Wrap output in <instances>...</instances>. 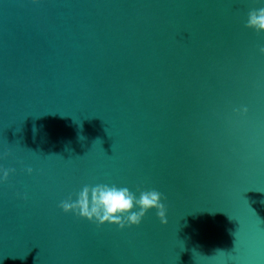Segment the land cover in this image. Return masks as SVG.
<instances>
[{
  "label": "water",
  "instance_id": "95a60500",
  "mask_svg": "<svg viewBox=\"0 0 264 264\" xmlns=\"http://www.w3.org/2000/svg\"><path fill=\"white\" fill-rule=\"evenodd\" d=\"M260 7L0 0V264H264ZM85 184L155 189L167 224L64 212Z\"/></svg>",
  "mask_w": 264,
  "mask_h": 264
},
{
  "label": "clouds",
  "instance_id": "9594fccd",
  "mask_svg": "<svg viewBox=\"0 0 264 264\" xmlns=\"http://www.w3.org/2000/svg\"><path fill=\"white\" fill-rule=\"evenodd\" d=\"M245 27L252 28L257 33L264 32V7L248 11ZM259 52L264 54V46L259 48ZM240 111L247 112V108H242ZM0 171H2L0 179L7 180L9 172L14 169ZM27 172L31 173L32 169L28 168ZM137 191H139L138 197L129 188L118 187L115 184H85L74 193L75 200L70 194L58 206L64 212H72L78 217L96 223L98 227L105 222L115 223L119 228L139 225L146 212L153 208L156 209V216L160 223L167 224L166 207L161 202L162 193L155 189H137Z\"/></svg>",
  "mask_w": 264,
  "mask_h": 264
}]
</instances>
